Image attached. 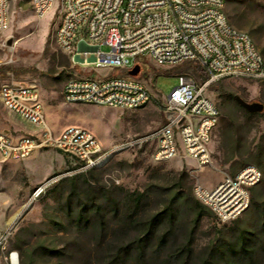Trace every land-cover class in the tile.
Here are the masks:
<instances>
[{"label": "rangeland", "instance_id": "374dc122", "mask_svg": "<svg viewBox=\"0 0 264 264\" xmlns=\"http://www.w3.org/2000/svg\"><path fill=\"white\" fill-rule=\"evenodd\" d=\"M225 12L234 26L251 35L264 57V0H227ZM56 18L57 1L38 17L31 0H10V26L0 33V90L4 85L39 87L47 122L57 134L78 125L106 147L145 136L165 124L163 103L179 75L202 82L205 72L198 63L171 66L144 60L138 78L153 94L146 107L67 103L65 83L86 73L72 68L69 55L53 41ZM85 71L94 77L121 73ZM207 95L221 111L209 167L199 168L182 153L154 162L145 145L117 152L87 174L78 172L76 158L56 148L34 152L26 165L0 156V229L11 230L0 264H10L11 252L18 253L20 264H264V216L259 211L264 209V110L249 113L235 100L239 96L264 105V80L222 79ZM27 127L0 102V131L19 138L29 135ZM248 165L263 173L251 191L249 208L236 220L219 224L204 205L205 216L196 222L194 202L201 201L195 188H212ZM47 182L45 192L33 198L35 189ZM156 217L157 224L148 230L146 225ZM143 235L148 236L145 259L138 248ZM162 237L165 244L157 258ZM242 237L251 239L245 252L239 245ZM187 243L193 256L169 263L173 251Z\"/></svg>", "mask_w": 264, "mask_h": 264}, {"label": "built area", "instance_id": "2783aa9c", "mask_svg": "<svg viewBox=\"0 0 264 264\" xmlns=\"http://www.w3.org/2000/svg\"><path fill=\"white\" fill-rule=\"evenodd\" d=\"M57 1L52 39L67 53L72 68L83 72L112 70L121 73L70 78L62 96L67 103H82L123 110H138L153 100L148 86L131 71L141 61L157 65L198 63L207 80L197 82L189 74L178 76V85L165 98L166 122L136 139H124L106 147L98 137L78 125L59 134L48 124L41 90L35 85H4V108L32 126L33 133L19 138L0 131V156L23 161L44 148H56L76 158L78 172L87 174L103 166L117 152L150 147L154 162L181 153L199 168L213 164L212 133L220 121L218 105L207 95L222 79L264 80V57L251 35L234 26L226 12L227 0H31L38 17ZM10 26V0H0V33ZM107 47V51H103ZM257 166L244 167L235 177H225L212 188L198 185L195 193L219 224L236 220L250 206L251 191L262 180ZM47 182L32 194L37 198ZM10 229H0V250ZM19 263L17 252L10 253ZM20 264V263H19Z\"/></svg>", "mask_w": 264, "mask_h": 264}, {"label": "trees", "instance_id": "16d2710c", "mask_svg": "<svg viewBox=\"0 0 264 264\" xmlns=\"http://www.w3.org/2000/svg\"><path fill=\"white\" fill-rule=\"evenodd\" d=\"M201 80H202V82H204V81H206L207 80V76L204 74V75H201ZM194 205H195V209H196V214H197V220H196V222H199V221H201V219L205 216V213H204V205H202L201 203H199L198 201H195L194 202ZM255 205V204H254ZM259 208H260V206L259 205H257L256 204V209L257 210H259ZM260 212H261V217H262V215L264 216V209H263V211H261V210H259ZM158 220H159V217H156V218H153V219H151L150 221H149V224H147L146 225V228L148 227V230H152V228H153V226L155 225V224H157V222H158ZM147 235H143V237H142V239H141V241H140V243H138V245H139V250H140V254L142 255V257L145 259L146 258V253H145V249H144V246H143V244H144V242H145V240H147ZM240 241H239V245H240V248H241V251H243V252H245V251H247V245H250V243H251V239H248V240H246L245 238H240L239 239ZM164 244H165V238L164 237H162L161 239H160V241H159V243H158V246H157V250L158 251H156V253H155V255L154 256H156L157 258H159V256L161 255V249L164 247ZM209 254H211V253H209ZM186 255L188 256V257H191V256H193V253H192V251L189 249V245H188V243L184 246V248L181 250V249H178V250H174L173 251V253H172V255L170 256V261H169V263H171V262H175V263H177L176 261L177 260H179V259H183L182 257H186ZM177 264H184L183 262L182 263H177ZM186 264V263H185Z\"/></svg>", "mask_w": 264, "mask_h": 264}, {"label": "water", "instance_id": "95a60500", "mask_svg": "<svg viewBox=\"0 0 264 264\" xmlns=\"http://www.w3.org/2000/svg\"><path fill=\"white\" fill-rule=\"evenodd\" d=\"M140 71H141L140 65H136L131 71H129V74L131 76H137L139 75ZM235 100L237 101L239 105H241L249 113H259L264 110V105L260 102L249 103V102L244 101L239 96H236Z\"/></svg>", "mask_w": 264, "mask_h": 264}, {"label": "crops", "instance_id": "0c3cea01", "mask_svg": "<svg viewBox=\"0 0 264 264\" xmlns=\"http://www.w3.org/2000/svg\"><path fill=\"white\" fill-rule=\"evenodd\" d=\"M86 75H92V73H87L85 72ZM81 76H85V75H81ZM27 131H28V134H32L33 133V128L30 126V127H27ZM24 162V165H26L28 162H27V159L23 161Z\"/></svg>", "mask_w": 264, "mask_h": 264}, {"label": "bare ground", "instance_id": "6f19581e", "mask_svg": "<svg viewBox=\"0 0 264 264\" xmlns=\"http://www.w3.org/2000/svg\"><path fill=\"white\" fill-rule=\"evenodd\" d=\"M11 264H19L17 259H16V255L15 254L12 257Z\"/></svg>", "mask_w": 264, "mask_h": 264}]
</instances>
